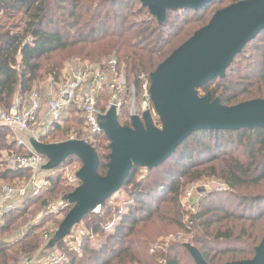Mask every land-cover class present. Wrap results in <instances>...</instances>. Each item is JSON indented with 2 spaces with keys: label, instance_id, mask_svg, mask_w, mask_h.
Listing matches in <instances>:
<instances>
[{
  "label": "trees",
  "instance_id": "trees-1",
  "mask_svg": "<svg viewBox=\"0 0 264 264\" xmlns=\"http://www.w3.org/2000/svg\"><path fill=\"white\" fill-rule=\"evenodd\" d=\"M240 1L244 0H215L198 11L166 12L165 21L159 24L138 0H0V113L8 112L16 99L21 109L33 94L44 100L40 88L48 79L58 82L68 64L101 65L114 58L128 80L137 84L140 75L149 77L205 27L216 11ZM253 92L264 96V30L234 58L224 78H215L199 90L227 107L248 101L240 97ZM254 99L264 100H250ZM100 102L98 108L103 111ZM70 115L61 126L49 127L38 141L52 144L66 140L70 133L79 136L83 120L75 109ZM91 147L98 158L97 173L104 176L109 141L102 133ZM25 154L10 140L8 129L0 127V182L18 187L30 178L29 171H13L7 163L8 157ZM72 160L80 163L69 157L62 165ZM205 178L218 179L228 190L213 193L212 201L204 200L210 203L190 216L188 228L182 220L180 197L188 185ZM49 182L41 196L4 216L0 264H17L34 255L50 231L53 246H61V242L54 243L61 221L45 218L33 223L51 199L73 191L58 176ZM261 185L264 130L195 132L162 165L150 171L134 166L120 190L100 206V213L82 219L91 237L83 240L81 256L68 254L67 264H146V259L155 264H195L185 246L177 242L164 252L149 254L151 238L139 225L157 215L169 217L206 264L251 260L264 236V209L257 212L259 206L264 207V192L252 194L246 189ZM122 194L124 201L118 204L116 196ZM230 202L235 210L228 208ZM17 229L23 236L9 242Z\"/></svg>",
  "mask_w": 264,
  "mask_h": 264
},
{
  "label": "water",
  "instance_id": "water-1",
  "mask_svg": "<svg viewBox=\"0 0 264 264\" xmlns=\"http://www.w3.org/2000/svg\"><path fill=\"white\" fill-rule=\"evenodd\" d=\"M161 24L166 12L198 11L215 0H138ZM264 30V0H244L216 11L208 24L196 31L149 76V96L159 127L150 114L143 122L133 117L130 127L121 126L115 109L98 118V127L109 141L110 154L104 176L97 173L94 149L79 140L59 143H32V150L45 157L46 169L59 167L69 157L77 158L81 168L79 185L66 197L70 210L60 222L54 243L89 213L114 196L131 169L150 171L167 161L191 134L201 130H264V100H248L223 106L199 90L215 78H224L226 69L244 47ZM44 166V168H45ZM53 243L49 245L52 246ZM195 264H206L199 252L185 246ZM226 264H264V236L251 260Z\"/></svg>",
  "mask_w": 264,
  "mask_h": 264
},
{
  "label": "built area",
  "instance_id": "built-area-1",
  "mask_svg": "<svg viewBox=\"0 0 264 264\" xmlns=\"http://www.w3.org/2000/svg\"><path fill=\"white\" fill-rule=\"evenodd\" d=\"M149 87V77L144 75L137 78V84L134 81H129L123 71L119 69L114 58L108 59L101 65L88 62L75 63L70 78L58 84L55 91L47 93V120L46 125H41L43 130L41 135H44L53 125L61 126L64 120L71 116V109H75L83 120V130L79 136L76 133H70L66 140L59 142L79 140L93 146L96 137L102 134L98 127V118L105 115L111 108L115 109L117 121L121 126L128 125L127 127H130L133 117H137L143 122L142 116L148 112L154 125L159 127L158 118L150 101ZM102 96H105L104 101ZM18 101V99L14 101L8 112L0 113V127L8 129L10 139L15 143L16 148L26 151L25 155L8 157L9 168L13 171H29L30 178L18 187L0 182V226L3 225L5 215L23 208L28 201L41 196L50 186L49 178L62 173V179L68 187L75 189L79 185L76 175L81 168L80 163L76 161V163L69 164L68 162L46 171L44 170L45 157L35 153L27 143L26 136L40 110L38 95H31L27 107L22 109ZM99 101H101L103 111L98 108ZM207 185L201 181L192 183L187 186L180 197L179 206L183 210V219L188 228L192 225L190 216L195 214L193 205L203 194L207 193ZM226 188L225 184L219 183L211 191L222 193L227 190ZM70 208L66 197L51 199L40 211L37 220L65 215ZM92 213L99 214L100 207H97ZM22 233L20 230L10 236L8 241H16L23 236ZM51 234L52 231L49 235L44 236L45 245L43 244L34 255L21 259L17 264H67L68 254L81 256L83 240L91 237L85 227L77 225L64 237L61 246L47 247ZM169 241L170 238L163 244L155 245L151 252H157L156 250L162 249V247L165 249L168 245L166 243Z\"/></svg>",
  "mask_w": 264,
  "mask_h": 264
},
{
  "label": "rangeland",
  "instance_id": "rangeland-1",
  "mask_svg": "<svg viewBox=\"0 0 264 264\" xmlns=\"http://www.w3.org/2000/svg\"><path fill=\"white\" fill-rule=\"evenodd\" d=\"M73 63V62H72ZM71 63V64H72ZM70 64L66 65V67L64 68L63 70V73L60 77V79L58 80V82H53V80L51 79H48V81L46 83H44L42 85V87L40 88V94L42 93L44 96V100L38 96L39 100H40V110H39V114H41V117L45 115V110L44 108L46 107V97H47V93L48 92H53L56 90L57 88V85L60 84L61 82H63L65 79H69L70 78V74L71 72L74 70L73 67L69 66ZM235 81H238L239 82V78L238 77H235L234 78ZM205 94H202L200 93L199 96H203ZM258 97H261V98H264V96H261V95H258L257 92H253V93H248L246 95H243L240 97V100L244 99V100H250V99H253V98H258ZM18 104L20 106L21 104V101H18ZM33 125V123L31 124V126ZM36 130V125H33L31 130ZM42 133V132H41ZM41 136V135H40ZM37 137H39V135H37ZM11 140V139H10ZM61 141V140H60ZM59 142V141H57ZM73 163H76L75 160H72L69 162V164H73ZM79 163V162H78ZM62 165V164H61ZM58 177H60V179L64 182V184L66 183L63 179H62V173H59L58 174ZM201 182L205 183V184H208V189H207V193L203 194L201 198H199L197 200V202L193 205V209L195 211V214L198 212V210L200 209V207L202 208L203 206H206L208 205L210 202H203L204 200L205 201H212V197L211 195L213 194V192L211 190L214 189V187H217L219 185V183L221 184H225L221 181H219L218 179H214V178H205V179H202ZM66 185V184H65ZM226 185V184H225ZM67 186V185H66ZM189 186V185H188ZM227 186V185H226ZM69 188H72L73 187H70ZM187 188V187H186ZM185 188V189H186ZM228 190V186L226 188ZM226 190V191H227ZM225 191V192H226ZM247 192H251L252 194H256V193H263L264 192V186L261 185V186H258L256 187L255 189H246ZM245 190L241 191L243 192L244 194H247V195H250L249 193H246ZM124 198L125 196L122 194V195H117L116 196V200H117V203L118 204H122L123 201H124ZM56 199V198H54ZM208 203V204H207ZM213 205L209 206L208 208H211ZM180 207V206H179ZM228 208L232 209V210H235L234 207L231 205V202L230 204L228 205ZM264 209V207H261L259 206V208L257 209V212L261 211V210ZM180 210H181V213H183V210L182 208L180 207ZM40 213V211L37 213V215H35V218L33 220V223H39L40 220H37L38 219V214ZM65 215H58L57 217H55L54 220H57V221H62V219L64 218ZM169 217H164L163 215H157V216H154L153 218H150L148 219L143 225H139L140 228H142L144 226V230L145 232H147V234L150 236L151 238V246H150V249H149V254L151 255H155L157 254L158 252H164L166 251V249L169 247L170 244L174 243V242H177L179 244H182L183 246H186L188 245L189 243V239L187 238V236L183 235L182 233L178 232L177 228L172 224V222H170V219ZM168 220V221H167ZM183 220V223L185 224L184 222V219ZM78 225H82V223L78 224ZM77 226V225H76ZM83 226V225H82ZM75 227V226H74ZM73 227V228H74ZM84 227V226H83ZM72 228V229H73ZM71 229V230H72ZM21 229H17L15 230L14 232H12L10 234V236H13L14 234H16L17 232H19ZM51 233V231L49 232ZM53 234V233H52ZM52 234L50 235V238H49V242H48V245L47 247H49V245L51 244V240H52ZM9 238V237H8ZM168 238H170V241L166 244H168L166 246V248L164 249V247H162V249H158L156 250L157 252H151V250H153V247L155 245H160V244H163L165 242V240H167ZM43 244H44V241H43ZM42 244V246H43ZM45 245V244H44ZM45 249H47L45 247ZM164 249V250H163ZM163 250V251H162ZM146 264H155V262L151 261V260H147L146 259Z\"/></svg>",
  "mask_w": 264,
  "mask_h": 264
},
{
  "label": "crops",
  "instance_id": "crops-1",
  "mask_svg": "<svg viewBox=\"0 0 264 264\" xmlns=\"http://www.w3.org/2000/svg\"><path fill=\"white\" fill-rule=\"evenodd\" d=\"M71 67H73V68H75V64H72V65H70ZM21 107V106H20ZM44 110H45V115L44 116H42L41 117V114H39V112H38V115H37V117H36V119L34 120L35 122L33 123V125H36V130H31V128H32V126L30 127V132H29V134H27V136H26V140H27V143L29 144V145H32V143H34V142H39L38 141V138L39 137H37V135H41V132L43 131L42 130V124H44V125H46V120H47V114H46V107L44 108ZM47 164V163H46ZM45 164V165H46ZM44 170H46V171H48V169H46V166H45V168H44ZM2 183V182H1Z\"/></svg>",
  "mask_w": 264,
  "mask_h": 264
}]
</instances>
